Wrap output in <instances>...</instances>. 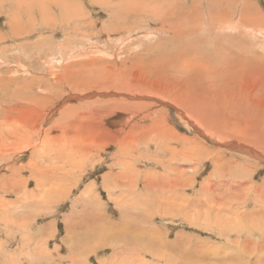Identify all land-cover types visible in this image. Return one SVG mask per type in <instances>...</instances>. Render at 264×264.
Here are the masks:
<instances>
[{"label": "rangeland", "instance_id": "1", "mask_svg": "<svg viewBox=\"0 0 264 264\" xmlns=\"http://www.w3.org/2000/svg\"><path fill=\"white\" fill-rule=\"evenodd\" d=\"M0 264H264V0H1Z\"/></svg>", "mask_w": 264, "mask_h": 264}, {"label": "bare ground", "instance_id": "2", "mask_svg": "<svg viewBox=\"0 0 264 264\" xmlns=\"http://www.w3.org/2000/svg\"><path fill=\"white\" fill-rule=\"evenodd\" d=\"M1 1V0H0ZM162 17V16H161ZM164 17V16H163ZM251 19H252V17H251ZM258 19V18H257ZM246 20V19H245ZM168 22V21H167ZM255 21H252V23L251 24H248L247 22H246V24H244V26L245 27H247V28H250V27H255V25H256V23H254ZM170 23V22H169ZM232 24H234V25H236L235 23H232ZM226 26V25H225ZM233 26V25H232ZM232 26L230 25V28H232ZM181 27V26H180ZM224 27V26H223ZM222 27V28H223ZM225 28V27H224ZM227 28V27H226ZM220 29V28H219ZM255 29H256V27H255ZM251 30V29H250ZM259 30V29H258ZM244 31H246V30H244ZM252 31V30H251ZM258 32V31H257ZM248 34V33H247ZM230 64V63H229ZM234 66V64L232 65V67ZM238 68H239V66L237 67V68H235L236 70H238ZM233 71V70H232ZM235 75V74H234ZM194 83V82H193ZM198 97V96H197ZM235 98V97H234ZM236 99V98H235ZM225 100H226V98H225ZM233 100V99H232ZM232 102V101H231ZM238 103V102H237ZM183 104V103H182ZM126 107V106H125ZM183 107H185V106H183ZM258 114V113H257ZM256 114V115H257ZM263 120V119H262ZM148 133V132H147ZM257 134V133H256ZM258 140V139H257ZM148 142V141H147ZM241 146V145H240ZM242 147V146H241ZM247 148V147H246ZM254 148V147H253ZM256 148H254V150H255ZM252 152V151H251ZM250 152V153H251ZM252 154V153H251Z\"/></svg>", "mask_w": 264, "mask_h": 264}]
</instances>
